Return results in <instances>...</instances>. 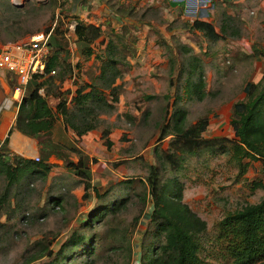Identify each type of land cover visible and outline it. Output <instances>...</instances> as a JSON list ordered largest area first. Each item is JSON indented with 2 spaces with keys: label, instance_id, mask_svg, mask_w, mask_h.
<instances>
[{
  "label": "rangeland",
  "instance_id": "rangeland-1",
  "mask_svg": "<svg viewBox=\"0 0 264 264\" xmlns=\"http://www.w3.org/2000/svg\"><path fill=\"white\" fill-rule=\"evenodd\" d=\"M91 1L0 0V45L56 29L63 35L59 38L64 48L72 49L69 61L78 65L74 67L78 85L92 82L99 74V64L93 58L79 62L73 37H68V33L74 35L75 25L70 29L74 19L103 31L94 44L96 52L102 49V41L118 40L122 42L120 57L125 59L116 81L120 91L115 110L100 116V130L110 132L113 146L107 150L100 130L76 143L90 171L87 198H82L83 182L66 169L64 161L49 163L48 159L53 166L45 180L24 177L8 200L13 234L0 235V264H26L34 252L32 243L39 240L51 242L53 256L30 264H139L142 245L150 242L145 235L151 229L153 209L144 183L149 166L157 164L155 149L165 151L171 139L157 143V125L165 107L168 114L184 111L186 125L206 118L204 139L233 141L232 106L245 99L247 83L262 78L264 59L253 51H264V0H100L102 10L99 3L91 6ZM194 20L211 23L217 32L226 20L229 27L221 40L212 43L189 29ZM192 71L194 83L200 77L204 84L202 100L185 93V80ZM15 87L14 76L0 70V118L16 108L12 102ZM28 154L12 155L33 159ZM66 158L76 162L77 157L68 154ZM160 165L162 181L177 179L183 185L182 202L207 225L203 256L213 253L212 241L221 219L258 203L264 193L256 187L264 185L261 162L244 159L238 167L231 160L228 144L186 157L179 170ZM3 186L0 178L1 194ZM121 199H129V203L117 218L85 226L94 212ZM6 219L0 216L1 223ZM115 228L129 241L130 252L109 250L119 245L110 233ZM80 238L85 239L83 246L67 247L59 254L68 240Z\"/></svg>",
  "mask_w": 264,
  "mask_h": 264
},
{
  "label": "trees",
  "instance_id": "trees-1",
  "mask_svg": "<svg viewBox=\"0 0 264 264\" xmlns=\"http://www.w3.org/2000/svg\"><path fill=\"white\" fill-rule=\"evenodd\" d=\"M74 22L76 23L74 44L77 55L85 61L93 58L94 62H98L99 74L90 84L79 86L74 92L71 108L66 106V100L62 98L65 93H55L60 101L54 113L46 99L38 92L45 85L53 86L54 81L63 83L65 77L73 72L71 64L68 63L70 53L61 44L59 38L63 35L57 33L56 29L53 30L48 45L51 49L53 45L56 50L50 52L45 69L44 77L46 78L34 77L27 87L22 102L16 105L18 112L14 128L20 134L37 141L40 151L38 160L12 155L8 149V140L0 142V178L4 183L2 194L0 193V216L7 218L6 223L0 222V235L13 234V227L9 222L11 212L8 207L11 191L21 183L24 177L45 180L53 166L48 163L49 157L53 154L63 160L66 169L71 170L83 182L85 193L82 198H87L90 188V171L85 156L72 144L60 146L52 142L54 114L62 116L65 128L71 130L78 139L92 131H99L100 116L113 113L115 104L118 102L120 88L116 86V81L121 77L119 66L124 65L125 59L120 57L119 53L121 41L113 39H108L107 42L102 41L100 43L103 45L102 49L96 52L94 44L102 37L101 28L84 23L77 18ZM226 22L221 25L219 32L211 23L201 20H194L189 25V29L202 33L209 42L215 43L223 38L224 33H227L229 26ZM253 53L256 57L264 59L263 50L255 49ZM73 67L77 68L78 65ZM52 71L55 74L50 76ZM193 71L185 80V93L189 98L197 96L198 100H202L204 84L200 77L194 83ZM40 79L43 81L39 82ZM243 93L245 99L232 106L230 126L234 136L233 141L204 139L202 135L208 126L206 118H200L195 124L186 125L184 111L174 110L168 114V107H165L163 119L161 118L157 125V143H161L167 137L171 139L165 151L158 152L155 149L157 164L149 166L144 183L153 209L149 218L151 229L145 235L146 238H150V242L143 243L139 264H264V193L258 203L246 205L240 210L226 214L221 219L212 241L213 255L203 256L201 255L204 251L202 237L207 231L206 223L182 202L183 185L175 178L166 182L161 178L160 163L162 167L168 165L173 170H179L186 157H196L219 146L224 147L226 144L230 145L231 160L238 167L244 159H249L260 161L264 171V71L258 83L250 82L244 86ZM46 96H48L47 92ZM109 133L107 129L100 130L101 139L107 150L113 146ZM61 148L75 155L77 162L69 161L62 156ZM257 186L264 191V185ZM93 192L96 198H101L96 191L93 190ZM144 198L145 196L143 200ZM128 203L129 199H121L102 207L96 213L94 212L93 218L91 217L85 226L90 228L92 224L101 222L103 219L105 221L109 218H117L120 212L127 209ZM110 233L114 242L119 245L109 250L125 248L130 252L129 241H125L123 232L115 228ZM84 242V238L70 239L59 254L67 247L83 246ZM50 246V241L39 240L32 243L31 252H34L25 263L30 264L47 255L53 256L49 251Z\"/></svg>",
  "mask_w": 264,
  "mask_h": 264
},
{
  "label": "crops",
  "instance_id": "crops-1",
  "mask_svg": "<svg viewBox=\"0 0 264 264\" xmlns=\"http://www.w3.org/2000/svg\"><path fill=\"white\" fill-rule=\"evenodd\" d=\"M95 2L97 4L99 3L98 9L102 10L104 5L101 4L100 0H94V2L92 0L91 6H94ZM181 7H183V6L181 5ZM77 10H78V8H77ZM76 12H74V13H76ZM68 37H70V38L73 37V40L75 41V36L73 35V33H71V35H70V33H68ZM73 46L76 50L75 44H73ZM54 50H56V48L52 45V49L50 48V52L52 53V51H54ZM71 52H72V49L70 48V51H69L70 57H71ZM69 60H70V58H69ZM69 60H68V63L71 64L73 73L66 76L65 80L63 81V83H64L66 81V79L67 80L70 79L68 81L67 89L66 90L63 89V83L60 84L59 82L54 81L53 86L45 85L38 92L41 97L46 99L49 108L54 113H56V108H57L59 101H60L59 98L57 96H55V93H65L62 98L66 100V106L68 108H71L72 107L71 99L74 97V92L79 88V86L91 83V82L86 81L83 83L80 82V84L78 85V83L75 82L76 77L74 74V67ZM84 61L85 60H83L82 58L79 60L80 63H82ZM44 78H46V77H44ZM41 81H43V80L40 79L39 82H41ZM46 92H47L48 96H46ZM17 112H18V107L16 106V108L13 110L12 114L4 113V112H3L4 114L2 113L3 117L0 118V142H3L5 139H7L8 140V149H9L10 153H12V154L15 153V154H26L27 155L28 152L26 150H28V151H30V153L32 152L31 155L28 154L31 156L30 158H33V159L38 158L40 151H39L37 141L20 134L14 128ZM54 119H55V122H54V125H53L52 130H51V140L54 144H59L60 146H61V144H64V145L65 144H68V145L72 144L78 150H81L80 148H78V144L82 143L83 140L85 138H87V136L91 135L92 133L98 134V131H92V132H90V133L86 134L85 136L78 139L75 137V135L73 134V132L71 130H69L68 128L67 129L65 128L61 115H59V114L55 115L54 114ZM76 143H78V144H76ZM26 144H28L27 149L24 148ZM62 149L63 148H61V155L62 156L66 157L68 154H70L65 149H63V150ZM63 151H66L67 155H65L63 153ZM53 161H54V163H57V162L62 163L63 162V160L58 159L55 154H53L49 157V163H51ZM76 162H77V158H76Z\"/></svg>",
  "mask_w": 264,
  "mask_h": 264
},
{
  "label": "built area",
  "instance_id": "built-area-1",
  "mask_svg": "<svg viewBox=\"0 0 264 264\" xmlns=\"http://www.w3.org/2000/svg\"><path fill=\"white\" fill-rule=\"evenodd\" d=\"M74 25L76 26L75 22L70 29H74ZM51 34L52 30L40 32L20 42L0 45V70L13 75L16 79L12 102L16 104L22 102L27 86L34 77L46 76L45 69L50 56L48 43ZM54 74L55 72L52 71L50 76Z\"/></svg>",
  "mask_w": 264,
  "mask_h": 264
}]
</instances>
